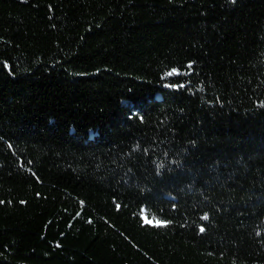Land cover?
Returning a JSON list of instances; mask_svg holds the SVG:
<instances>
[{
    "label": "trees",
    "instance_id": "1",
    "mask_svg": "<svg viewBox=\"0 0 264 264\" xmlns=\"http://www.w3.org/2000/svg\"><path fill=\"white\" fill-rule=\"evenodd\" d=\"M0 264H264V0H0Z\"/></svg>",
    "mask_w": 264,
    "mask_h": 264
},
{
    "label": "snow or ice",
    "instance_id": "2",
    "mask_svg": "<svg viewBox=\"0 0 264 264\" xmlns=\"http://www.w3.org/2000/svg\"><path fill=\"white\" fill-rule=\"evenodd\" d=\"M207 217H205V219H206ZM146 222L147 223H152V221H150V220H146ZM157 223H159V222H157Z\"/></svg>",
    "mask_w": 264,
    "mask_h": 264
}]
</instances>
